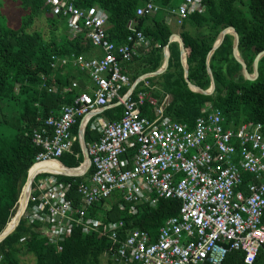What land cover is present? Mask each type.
<instances>
[{
	"label": "built area",
	"instance_id": "built-area-1",
	"mask_svg": "<svg viewBox=\"0 0 264 264\" xmlns=\"http://www.w3.org/2000/svg\"><path fill=\"white\" fill-rule=\"evenodd\" d=\"M206 1L180 0L165 23L172 17L179 27L185 17L201 14ZM44 3L50 15L65 19L71 37L82 36L98 55L50 57L51 68L81 73L83 86L79 89L72 81L60 87L58 93L68 94L70 101L36 120L31 142L41 151L31 167L55 162L74 170L83 160L68 168L58 158L73 155L75 142L81 154L79 129L83 138L88 127L97 140L83 142L88 162L78 174L46 169L33 174L20 216L26 225H35L38 238L57 252L74 228L82 235L102 237L109 244L102 259L109 257L114 264H224L231 251L241 253V264H264V137L260 124L228 127L219 110L207 103L191 125L169 120L163 115L166 96L158 103L148 92L152 87L145 79L151 77L139 78L129 90L132 83L122 65L148 48V41L131 21L126 24L129 33L124 43L114 45L105 37V9L77 7L73 0ZM157 11L148 0L135 9V16ZM44 81L40 75V87L48 93L57 91L53 85L44 86ZM143 104L149 113H141ZM115 107H119L117 119L102 114ZM60 177L81 179L72 180L77 183L76 205L67 195L71 183ZM107 198L130 216L137 215L139 207L152 208L161 200L179 205L152 236L137 228L124 230L122 220L104 221ZM100 203L95 216L87 214L92 205Z\"/></svg>",
	"mask_w": 264,
	"mask_h": 264
},
{
	"label": "trees",
	"instance_id": "trees-1",
	"mask_svg": "<svg viewBox=\"0 0 264 264\" xmlns=\"http://www.w3.org/2000/svg\"><path fill=\"white\" fill-rule=\"evenodd\" d=\"M73 1L77 7L97 6L107 11L105 37L110 43H124L129 33L126 29L128 21L148 41L146 51H139L130 62L122 65L129 83L160 67L162 48L168 37L174 33L183 44L186 79L189 84L202 91L209 87L205 68L206 55L224 29L231 28L236 32L237 56L249 75L252 74L253 58L257 53L264 52V0H207L204 11L185 17L178 32H174L164 21L169 11L179 3L174 5V0H151L158 7V11L143 17L135 16V9L142 7L148 0ZM9 12L14 15L13 21H10L12 24L8 23ZM39 18L44 19L46 37L29 30ZM169 44L165 71L145 79L152 87L148 90L149 94L158 103L165 96L168 97L163 108L165 117L174 122L191 125L203 105L210 103L219 110L226 126L236 128L240 124H260L264 137V55L257 62L256 79L244 80L241 67L231 54L233 37L225 34L220 44L212 50L207 62L214 89L211 94L203 95L186 87L177 44L174 43V49ZM94 50L90 42L82 36L71 37L66 31L65 19L50 15L44 0H0V218L10 215L6 223L0 225V234L15 215L21 192L20 189L15 195L14 190H9V184L17 178L22 179L23 185L34 157L41 151L31 142V130L38 124L36 120L44 119L52 110L70 101L68 94L61 96L58 93L60 87L67 86L72 81L77 82L79 89L83 86L84 78L81 73L60 66L51 68L50 57H65L71 53L88 57ZM40 75L44 77V86L53 85L57 88L55 93H48L45 88L40 87ZM140 86L138 84L135 91ZM118 109L119 107L105 110L102 114L109 120H114L118 118ZM140 111L143 114L149 113V108L143 104ZM6 128L13 130V133L4 135L2 130ZM75 131L76 127H73L72 132ZM83 140L89 143L97 140V135L86 127ZM72 154H76L77 158L64 154L58 161L65 167H76L82 161L77 142L74 143ZM59 180L71 183L67 195L76 205L79 200L75 192L77 183L73 184L72 180L79 182L81 179L60 177ZM14 203L15 208L11 214ZM178 205L174 200H161L152 208L139 207L140 210L135 216L118 211L116 206H109L103 213V220H122L124 230L137 228L153 236L160 222L176 213ZM100 206L101 203L92 205L87 214L95 216V210L100 209ZM35 228V225H26L21 219L13 233L0 241V246L8 240L15 241L18 236L14 235L16 232L28 230V235L37 244L31 248L36 264H84L87 249L93 250V264H100L109 246L104 238L95 234L82 235L78 228H74L57 252L36 238ZM29 230L33 231L32 235ZM123 234L124 232L121 237ZM240 259V252L231 251L227 253L224 264H241ZM104 264L114 262L107 257Z\"/></svg>",
	"mask_w": 264,
	"mask_h": 264
},
{
	"label": "rangeland",
	"instance_id": "rangeland-1",
	"mask_svg": "<svg viewBox=\"0 0 264 264\" xmlns=\"http://www.w3.org/2000/svg\"><path fill=\"white\" fill-rule=\"evenodd\" d=\"M179 2V0H174L173 4L176 5ZM11 7V6H10ZM11 12H9V18H8V23L10 21H13L14 19V15H12ZM169 19V26L171 27V29L174 32H178V26L175 25L172 17H168L167 20ZM9 24H12L11 22ZM45 22L43 18H39L37 20H35L34 24L30 27V31L38 33L40 36L42 35L43 37H46V27H45ZM171 24L173 26H171ZM176 34V33H174ZM229 34V33H228ZM174 43L176 42H171L170 44L172 45V48L174 49ZM169 44V45H170ZM177 44V43H176ZM168 50V47H167ZM93 53H98L95 50L93 51ZM161 66V65H160ZM151 73V72H150ZM147 74V73H145ZM143 75V74H142ZM140 75V76H142ZM140 76L136 77L139 78ZM135 79V80H136ZM130 81V80H129ZM153 84V83H151ZM209 105H211L210 103H207ZM11 115L13 114V109H11ZM1 129V126H0ZM4 135H10L13 133V130L11 129H3L2 130ZM28 174V173H27ZM22 178V177H21ZM27 178V177H26ZM13 179L10 184H9V190H14L15 191V195H17V193H19V197H18V201L16 203V209H15V215L18 211V207H19V201H20V196L23 192V188H24V184L25 182L22 184V179ZM22 187V188H21ZM15 203L13 204L10 213H13V210L15 208ZM106 206H116V202L113 201L111 198H107L104 200L103 202ZM15 215L13 217H15ZM10 215H7L5 218H0V225L2 223H6V221L8 220ZM12 217V218H13ZM21 220V217L19 219V221ZM18 221V223H19ZM17 226V225H16ZM14 231V230H13ZM33 231L29 230V233L32 235ZM34 232L36 233V238H38V233L36 232V230L34 229ZM13 233V232H11ZM10 233V234H11ZM9 234V235H10ZM14 235H18L15 241H10L8 240L7 242H5L3 245L0 246V264H36L35 263V258L31 252V248L35 247V245H37L36 243H34L33 239H31V236L28 235V230L24 231H18L16 232V234ZM5 253V254H4ZM93 250L92 249H87L85 254H84V259L85 262L84 264H93ZM100 264H104V260L102 259V261H100Z\"/></svg>",
	"mask_w": 264,
	"mask_h": 264
},
{
	"label": "water",
	"instance_id": "water-1",
	"mask_svg": "<svg viewBox=\"0 0 264 264\" xmlns=\"http://www.w3.org/2000/svg\"><path fill=\"white\" fill-rule=\"evenodd\" d=\"M228 33L231 34L232 37H233V44H232L231 54H232L233 59L241 67V74H242L243 79L244 80H247V81H253V80H255L256 77H257V62L260 59V57H262L264 55V52L257 53L255 55V57L253 58L252 65H251V72H252V74L249 75L247 73V71H246V68H245L244 64L239 60V58L237 56V51H236L237 34L231 28H226V29H224L223 31H221L219 33L216 41L212 45L211 50L206 55V58H205V68H206V72H207L208 79H209V87L205 91H202V90H200V89L192 86L191 84H189V82L186 79V72L187 71H186L185 58H184V48H183L182 41H181V39L179 38V36L177 34H171L168 37V40H167L166 45L162 48V62H161V66L156 71L151 72V73H147V74H143L139 78L155 77V76H158V75L162 74L165 71V69L167 67V63H168V50H167L168 44L171 43V42H176L177 43V48H178L179 63H180V66L182 68L183 81L185 82L186 87L190 91H192V92H197V93H200V94H203V95H209V94H211L212 91H213V89H214V83H213L211 74H210V72H209V70L207 68L208 58H209L212 50L215 49L220 44V42L222 40V37L225 34H228ZM139 78H137L136 80L133 81V83L131 84L129 90H131V89H133L135 87V85L137 84V81H138ZM78 135H79V145H80L81 155H82V160L83 161L80 164V166L78 168L74 169V170H72V169H65V170H71L72 173H70V174H78L80 171H83V169L86 168L87 162H88L87 152H86V149H85V146H84V143H83L81 128L79 129ZM76 170H78V171H76ZM31 179H32V177L30 179H27V183H26V185L24 187V193L26 194V197L28 195L29 184L31 182ZM7 235H9V232L8 233H1L0 234V241H2Z\"/></svg>",
	"mask_w": 264,
	"mask_h": 264
},
{
	"label": "bare ground",
	"instance_id": "bare-ground-1",
	"mask_svg": "<svg viewBox=\"0 0 264 264\" xmlns=\"http://www.w3.org/2000/svg\"><path fill=\"white\" fill-rule=\"evenodd\" d=\"M41 169H43V170L46 169V170H49L51 172L72 173V171L63 169L61 166L58 165V163H55V162H45V163L35 164L32 167H30V169L28 170V174H27V178L25 180L24 187L27 183V179H30L35 172H37L38 170H41ZM76 171H78V170H76ZM25 201H26V194L24 193V188H23V192L20 196L19 207L17 208L18 211H17L15 217H13L10 220V222L5 227V229L3 230L2 233H8L9 232V234H10L11 232H13V230L15 229V227H16L19 219H20V216L22 214V210H23Z\"/></svg>",
	"mask_w": 264,
	"mask_h": 264
},
{
	"label": "crops",
	"instance_id": "crops-1",
	"mask_svg": "<svg viewBox=\"0 0 264 264\" xmlns=\"http://www.w3.org/2000/svg\"><path fill=\"white\" fill-rule=\"evenodd\" d=\"M96 51V50H95ZM96 52H98V51H96ZM97 55H98V53H96ZM95 53H93L92 55H96ZM91 55V56H92ZM84 56V55H83ZM85 57H87V56H85ZM88 57H90V56H88ZM133 83V82H132ZM166 99H167V101H168V97L166 96ZM83 142H84V140H83Z\"/></svg>",
	"mask_w": 264,
	"mask_h": 264
},
{
	"label": "clouds",
	"instance_id": "clouds-1",
	"mask_svg": "<svg viewBox=\"0 0 264 264\" xmlns=\"http://www.w3.org/2000/svg\"><path fill=\"white\" fill-rule=\"evenodd\" d=\"M31 167V166H30Z\"/></svg>",
	"mask_w": 264,
	"mask_h": 264
}]
</instances>
